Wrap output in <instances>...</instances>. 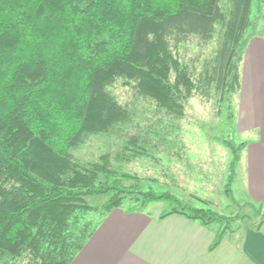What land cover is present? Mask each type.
Listing matches in <instances>:
<instances>
[{
    "label": "trees",
    "instance_id": "obj_1",
    "mask_svg": "<svg viewBox=\"0 0 264 264\" xmlns=\"http://www.w3.org/2000/svg\"><path fill=\"white\" fill-rule=\"evenodd\" d=\"M252 4L0 0V264H71L106 217L130 203L174 201L179 209L162 217L218 225L214 246L233 232L241 217L220 215L206 200L196 208L168 192L144 191L142 183L157 175L123 166L147 160L156 169L163 153L178 155L169 149L182 144L183 101L222 102L241 90ZM216 36L218 47L200 69L184 61L182 47ZM118 87L133 92L131 104L120 102ZM137 102L153 113L148 126L140 125ZM97 136L122 141L81 162L74 152ZM101 196L108 201L89 204ZM249 208L259 229L264 202Z\"/></svg>",
    "mask_w": 264,
    "mask_h": 264
},
{
    "label": "rangeland",
    "instance_id": "obj_2",
    "mask_svg": "<svg viewBox=\"0 0 264 264\" xmlns=\"http://www.w3.org/2000/svg\"><path fill=\"white\" fill-rule=\"evenodd\" d=\"M251 20V28L242 39L241 90L225 95L222 102H207L197 95L183 101L182 144L176 143L169 149L178 155L163 153L160 156L162 166L156 169L147 160L123 166L141 176L157 175V182L142 183L144 191L168 192L180 202L196 208L203 207L199 200H206L220 215L241 217L242 220L232 224L233 231L254 228L261 221L249 208L254 203L248 199L245 151L258 142L261 129L255 125L252 95L264 90V1L253 0ZM218 43V36L206 46L196 41L190 43L181 49L183 59L200 69L215 53ZM114 92L123 104L134 101L131 91L118 87ZM137 104L140 125L148 126L153 122V113L145 104ZM129 132L134 134L136 130L132 128ZM121 141L105 136L92 137L74 154L81 162H95L102 154L116 150ZM108 199L109 196L93 197L88 202L97 207ZM123 209H143L151 215H160L179 208L174 201H160L145 207L130 203ZM91 218H96L95 214Z\"/></svg>",
    "mask_w": 264,
    "mask_h": 264
},
{
    "label": "crops",
    "instance_id": "obj_3",
    "mask_svg": "<svg viewBox=\"0 0 264 264\" xmlns=\"http://www.w3.org/2000/svg\"><path fill=\"white\" fill-rule=\"evenodd\" d=\"M263 92L252 95L259 139L245 151L248 199L254 204L264 202ZM164 214L114 210L71 264H264V225L235 230L214 246L218 225Z\"/></svg>",
    "mask_w": 264,
    "mask_h": 264
}]
</instances>
